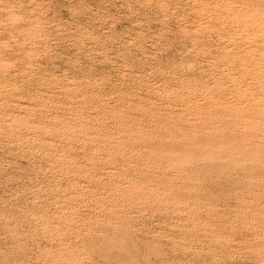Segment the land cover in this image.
I'll list each match as a JSON object with an SVG mask.
<instances>
[{"label":"rangeland","instance_id":"rangeland-1","mask_svg":"<svg viewBox=\"0 0 264 264\" xmlns=\"http://www.w3.org/2000/svg\"><path fill=\"white\" fill-rule=\"evenodd\" d=\"M5 6L4 38L27 34L36 5ZM45 8L93 32L95 75L65 99L38 76L22 84L18 62H0V264H46L50 248L12 247L34 218L53 236L62 223L82 227L88 264H138L161 229L181 245L172 264H264V157L248 156L264 153V28L253 14L235 0ZM77 118L96 143L31 131Z\"/></svg>","mask_w":264,"mask_h":264},{"label":"clouds","instance_id":"clouds-1","mask_svg":"<svg viewBox=\"0 0 264 264\" xmlns=\"http://www.w3.org/2000/svg\"><path fill=\"white\" fill-rule=\"evenodd\" d=\"M48 0H30L36 5L33 8L35 15L29 18L31 28L25 32H13L5 39L0 32V62L11 59L13 63H19L28 73L27 80L22 84L26 85L34 77H39L44 83L50 85L53 95L59 94L65 99L77 91L86 89V79L95 75L90 71V65L95 67L93 61L97 58L96 43L93 32L84 25L71 26L66 22H57L55 17L48 16V9L45 3ZM151 3V0H146ZM246 11L253 14V27L257 24L264 28V0H235ZM0 11H6L5 0H0ZM161 7L164 4L161 3ZM255 10V11H254ZM39 58V60H37ZM49 66L55 69V74L48 73ZM67 71V75H65ZM7 120L0 121V133L6 131ZM39 131L41 135L59 134L61 139L65 137L75 142L96 143L93 137L95 131L92 125L81 123L78 118L72 123L64 120L55 121L49 129H31ZM98 136V132L96 133ZM83 138V140H82ZM264 153L249 152V159H256ZM75 222L62 223L60 232L52 235L48 226L38 218H34L26 228L20 231L12 247L21 252L39 251L42 248H50V254L44 258L46 264H88L91 251L88 248V240L84 238L85 233L82 227H74ZM147 223V222H145ZM249 227L255 226L252 217L245 221ZM264 223V221H262ZM140 227V224L134 225ZM18 227L13 225V228ZM147 231V228L144 229ZM132 239L137 237L133 233ZM3 237H0L2 240ZM54 239L49 244L47 241ZM139 240L150 239L140 235ZM181 249L178 242L169 239V233L161 229V234L150 239L147 245L141 244V253L138 264H172L176 259L175 253ZM93 258V257H92Z\"/></svg>","mask_w":264,"mask_h":264}]
</instances>
